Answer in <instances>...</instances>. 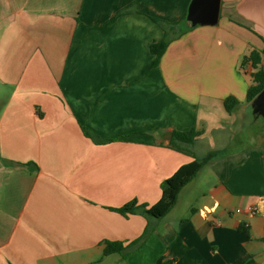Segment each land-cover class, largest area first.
Here are the masks:
<instances>
[{
	"label": "crops",
	"instance_id": "crops-1",
	"mask_svg": "<svg viewBox=\"0 0 264 264\" xmlns=\"http://www.w3.org/2000/svg\"><path fill=\"white\" fill-rule=\"evenodd\" d=\"M191 1L0 0V264H264V144L200 143L246 104L264 0H220L194 27ZM191 129V156L168 146ZM218 151L164 217L114 211Z\"/></svg>",
	"mask_w": 264,
	"mask_h": 264
},
{
	"label": "trees",
	"instance_id": "trees-1",
	"mask_svg": "<svg viewBox=\"0 0 264 264\" xmlns=\"http://www.w3.org/2000/svg\"><path fill=\"white\" fill-rule=\"evenodd\" d=\"M166 46L167 42L165 40L153 42L150 45V51L152 55H154L152 66H156L158 64L161 55L166 49ZM263 56L264 49L261 52L252 50L244 58V63L249 64L251 67L250 77L252 80V84L248 87L246 92V103L250 102L264 87ZM223 106L225 111L232 115L238 108L239 102L233 97H228L224 100ZM244 116H249L251 119L249 111L245 112ZM250 119L243 127H246L250 124ZM201 133V131L196 129H191L186 132H173L168 146L177 152L185 153L191 156V149L194 145V142L201 135ZM253 134L261 135L262 138H264V126L257 131H254ZM224 153H226V151L210 152L202 159L193 158L191 162L179 167L172 176L162 183L161 197L152 206L137 204L136 201H131L120 208L114 209V211L122 215L141 212L147 216L157 219L164 217L176 204L178 195L182 188L185 187L197 175L203 166L212 162ZM112 253H118L121 254L124 259L127 258L126 248L120 242H104L103 254L109 255Z\"/></svg>",
	"mask_w": 264,
	"mask_h": 264
},
{
	"label": "rangeland",
	"instance_id": "rangeland-1",
	"mask_svg": "<svg viewBox=\"0 0 264 264\" xmlns=\"http://www.w3.org/2000/svg\"><path fill=\"white\" fill-rule=\"evenodd\" d=\"M231 118L227 119L226 117H223V119H221L220 121L225 127L226 131L211 130L206 131L205 134H203L202 139L200 141L202 149L205 150L209 145H214L215 147H226V151H247L254 147H261L262 144H264V138H262L261 135L253 134L254 131H257L258 129L264 126L263 120H256L251 125L249 124L248 126L243 127L241 131H236L237 118L235 119L233 127ZM247 118L244 116V125L250 119L249 116Z\"/></svg>",
	"mask_w": 264,
	"mask_h": 264
},
{
	"label": "water",
	"instance_id": "water-1",
	"mask_svg": "<svg viewBox=\"0 0 264 264\" xmlns=\"http://www.w3.org/2000/svg\"><path fill=\"white\" fill-rule=\"evenodd\" d=\"M219 11L220 0H192L188 8L186 20L192 27L197 25L213 26L218 22ZM243 111L250 112V124L259 119L264 120V87L250 102L246 103L241 108L240 113L236 115V131H241L244 126ZM166 138L170 139L171 134H167Z\"/></svg>",
	"mask_w": 264,
	"mask_h": 264
},
{
	"label": "built area",
	"instance_id": "built-area-1",
	"mask_svg": "<svg viewBox=\"0 0 264 264\" xmlns=\"http://www.w3.org/2000/svg\"><path fill=\"white\" fill-rule=\"evenodd\" d=\"M256 208L253 207V206H250L247 208V212L250 214V215H255L256 214ZM241 211L240 210H236V213H240ZM247 225H245L246 227Z\"/></svg>",
	"mask_w": 264,
	"mask_h": 264
},
{
	"label": "flooded vegetation",
	"instance_id": "flooded-vegetation-1",
	"mask_svg": "<svg viewBox=\"0 0 264 264\" xmlns=\"http://www.w3.org/2000/svg\"><path fill=\"white\" fill-rule=\"evenodd\" d=\"M247 117H248V116H247ZM247 117H246V118H247ZM247 119H248V118H247Z\"/></svg>",
	"mask_w": 264,
	"mask_h": 264
}]
</instances>
